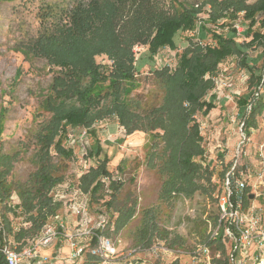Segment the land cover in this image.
Returning <instances> with one entry per match:
<instances>
[{
  "label": "rangeland",
  "instance_id": "1",
  "mask_svg": "<svg viewBox=\"0 0 264 264\" xmlns=\"http://www.w3.org/2000/svg\"><path fill=\"white\" fill-rule=\"evenodd\" d=\"M80 1L0 0V153L14 155L12 169L7 176L13 192L9 199L0 202V216L3 220L9 217L13 233L6 231V234L9 240L17 242L18 245L11 242L17 247L24 246L26 239L36 234L17 241L15 232L22 226L28 227L29 223L25 215L20 213L21 209L17 210L20 215H16L7 208L20 202L17 184L26 182L38 168L34 159L36 136L51 116L43 107V101L57 72L45 58L33 56L29 49L34 51L35 39L42 31L40 22L44 20L43 16L46 17L45 28L55 32L70 20ZM96 1L107 8L108 4L114 2ZM208 10L209 6L205 7L199 19ZM237 22V40L249 42L252 33L246 30L248 21L241 14ZM200 31L196 25L194 33L185 32L181 35L177 49H160L155 55V66L161 68L167 65L174 69L180 53L188 44V38L198 41ZM251 31H259L264 36V27L259 22ZM203 43H213L211 34ZM244 49L249 67L241 63V55L228 56L221 62L212 77L215 86L208 96L212 98L211 94H215L213 101L216 107L207 115L201 111L194 115L202 136L198 142L199 150L203 151L200 161L204 166L210 165V172H206L204 167L197 172L194 186L199 189L189 197L175 192L171 195L162 192L169 171L166 163L169 151L165 147V140L154 139L151 133L139 130L126 135L116 118H107L94 125L104 148L100 157L90 155L95 138L85 129L69 132L64 140V145L74 151L71 158H60L53 149L50 151L53 161L64 167L60 170L64 178L49 192L53 200L61 204L54 216L66 220L70 230L76 229L80 221L84 223L83 227L90 229L95 228L102 217L109 221L104 234L111 239L116 252L101 264H109V261H113V264H205L196 250L198 246L206 244L209 222L214 224L218 213L217 194L222 189L224 172L237 163L238 168L250 169V189L255 183L257 186L264 185V111L257 116L256 126L247 137L244 131L246 110L238 104L242 97L248 101H258L259 88L264 97V81L260 87L257 83L252 85L250 80L251 67L254 72L264 76V39L261 44L255 43ZM134 51L138 57L147 52V46L136 45ZM97 61L106 66L111 64L106 56H97ZM136 76L139 85L132 94L142 95L144 102H161L163 91L150 71V65L145 63ZM104 154L110 158L108 169L112 172L111 178H102L106 184L105 199L110 193V181L122 182L115 196L116 204L111 208H107L105 200L101 198L104 192L98 193L96 200H90L91 196L80 187L81 175L90 166L98 165ZM161 164L163 169L160 171ZM258 200L264 206V200ZM131 206L135 207L133 216L123 228L115 230L117 209ZM75 208L77 212H74ZM81 208L83 213L80 212ZM147 222L154 226L150 241L146 240ZM218 247L217 242L211 243L213 256L221 249ZM85 256L77 264H81ZM221 256L224 257L223 252ZM51 264L72 262L55 259Z\"/></svg>",
  "mask_w": 264,
  "mask_h": 264
},
{
  "label": "trees",
  "instance_id": "2",
  "mask_svg": "<svg viewBox=\"0 0 264 264\" xmlns=\"http://www.w3.org/2000/svg\"><path fill=\"white\" fill-rule=\"evenodd\" d=\"M108 5V8L101 6L96 0L77 2L70 20L55 32L45 28L46 17L43 16L34 51L29 49L33 56L45 58L57 72L43 101V107L51 116L36 136L34 159L38 168L26 182L17 184L20 202L9 208L5 205L16 215H20L17 210L21 209L20 213L29 223L28 227L22 226L15 232L17 241L38 234L61 207L49 192L64 178L60 172L64 167L53 161L50 151L53 149L60 158H71L74 151L64 145V140L69 132L85 129L95 138L90 155L100 157L104 148L94 125L107 118H116L126 135L139 130L151 133L154 139L165 140L169 171L162 192L192 195L199 189L194 186L197 172L202 167L210 172V165L204 166L200 161L203 151L199 150L198 142L202 136L194 115L198 111L207 115L216 107L215 94H211L212 98L208 96L215 86L212 77L220 63L228 56L241 55V63L249 67L244 48L261 44L264 39L259 31H251L258 22L264 27V0H114ZM207 6L208 17L200 25L199 40L188 38L174 69L167 65L156 67L154 59L159 50L177 49L183 33H194L199 16ZM241 14L248 21L247 32L252 33L247 43L237 40L236 23ZM209 34L213 43H203ZM136 45L147 46V52L137 57ZM97 56H106L111 64H101ZM145 63L150 65L163 91L161 102L155 104L144 102L140 94H132L139 85L136 75ZM250 71L251 84L261 87L264 76L254 72L253 67ZM259 90L258 101H248L245 97L238 100L246 110L244 131L247 137L256 126L257 116L264 111V97ZM13 157L0 153V202L9 199L13 192L7 181ZM109 161L104 154L98 165L90 166L80 177V187L91 196L90 200H96L98 193L104 192L101 198L107 208L115 206L116 193L122 186L121 181L111 180L110 193L105 199L106 184L102 178L112 177ZM162 169L163 164L159 166V170ZM117 211L114 224L115 230H120L133 216L135 207H120ZM4 222L6 231L13 233L8 216ZM145 226L146 240L150 241L154 226L150 222ZM96 233L104 234V230H96ZM215 241L224 257H214L212 264H227L225 247L219 240ZM215 241L208 238L205 243L211 246ZM96 242L97 236L93 237L92 244ZM102 261L100 256L87 253L81 264H101Z\"/></svg>",
  "mask_w": 264,
  "mask_h": 264
},
{
  "label": "built area",
  "instance_id": "3",
  "mask_svg": "<svg viewBox=\"0 0 264 264\" xmlns=\"http://www.w3.org/2000/svg\"><path fill=\"white\" fill-rule=\"evenodd\" d=\"M207 17L208 11L198 20V29L202 20ZM250 176L248 167L238 168L237 163L231 165L225 172L222 189L217 194V218L214 224L209 222V241L219 240L223 244L227 264H264V206L262 201L258 200H264V185L251 184L253 189H250ZM251 194H254V198H250ZM77 211L75 208L74 212ZM80 212L83 213L82 208ZM108 223L109 221L102 217L95 228H92L95 230H92L87 226L83 227L84 223L80 221L79 227L70 230L66 220L54 216L36 236L27 238L24 246L17 247L12 245H18L17 242L9 240L4 220L0 216V264L2 261L5 264H51L53 259L77 264L87 253L100 256L105 261L109 255L115 254L116 250L111 239L105 234H97L96 230H104ZM95 236L97 242L92 244ZM59 241L65 242L71 248L67 258H63L59 248L51 255L42 254L43 248ZM196 252H199L198 256L205 264H212L214 257L220 258L222 255L219 249L213 256L208 244L198 246Z\"/></svg>",
  "mask_w": 264,
  "mask_h": 264
},
{
  "label": "crops",
  "instance_id": "4",
  "mask_svg": "<svg viewBox=\"0 0 264 264\" xmlns=\"http://www.w3.org/2000/svg\"><path fill=\"white\" fill-rule=\"evenodd\" d=\"M61 249V252L63 253V258H67V256L71 253V248L68 246L65 242H57L56 244L50 245L48 247H45L42 249L43 255H51L54 251L57 249ZM55 259H53L54 261Z\"/></svg>",
  "mask_w": 264,
  "mask_h": 264
},
{
  "label": "water",
  "instance_id": "5",
  "mask_svg": "<svg viewBox=\"0 0 264 264\" xmlns=\"http://www.w3.org/2000/svg\"><path fill=\"white\" fill-rule=\"evenodd\" d=\"M250 198H254V194H251V195H250Z\"/></svg>",
  "mask_w": 264,
  "mask_h": 264
}]
</instances>
